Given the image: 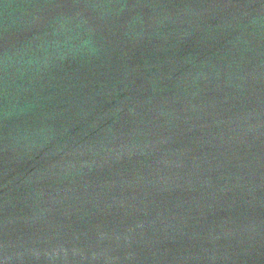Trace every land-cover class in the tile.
<instances>
[{
    "label": "water",
    "instance_id": "obj_1",
    "mask_svg": "<svg viewBox=\"0 0 264 264\" xmlns=\"http://www.w3.org/2000/svg\"><path fill=\"white\" fill-rule=\"evenodd\" d=\"M0 264H264V0H0Z\"/></svg>",
    "mask_w": 264,
    "mask_h": 264
}]
</instances>
